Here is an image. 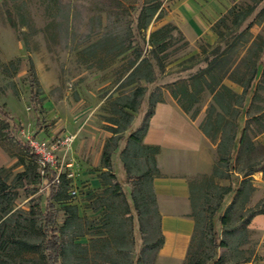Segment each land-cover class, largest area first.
Segmentation results:
<instances>
[{"label": "rangeland", "instance_id": "obj_1", "mask_svg": "<svg viewBox=\"0 0 264 264\" xmlns=\"http://www.w3.org/2000/svg\"><path fill=\"white\" fill-rule=\"evenodd\" d=\"M151 1L0 0V146L14 160L4 176H8L7 182L16 196L10 215L4 219L8 237L27 232L24 226L29 224L27 220L34 208L37 228L29 238L41 252L44 251L46 244L37 206L44 209L50 187L41 173L39 160L34 162L24 151L23 144L35 140L50 143L71 136V145L58 154L61 161L58 167L63 175L66 174L68 188L65 190L66 201L56 202L57 226L59 229L63 227L67 217L65 207L72 204L82 218L86 235L65 239L71 251L67 247L64 259L70 258L71 264H113V260L121 261L128 252L133 262L141 264H185L187 250L181 259L172 258L166 252H161V255L165 254L161 258L160 252L145 250L158 237L157 218L153 216L142 221L134 210L130 186L125 184L123 196H114L105 192L99 177L105 171L101 156L107 139L113 135L110 127H115L108 119L118 117L113 113V102L121 94L130 95L141 85L147 88L133 122L127 131L121 133V141L112 154L113 171L121 182L127 178L121 153L127 137L146 123L151 109L150 95L166 100L174 98L173 93L177 94L180 101L191 108L188 115L198 117L199 124L206 118L212 103L206 86L195 95V100L184 93L185 88L190 89L193 85L195 75L205 70V64H179L199 52L205 42L189 43L185 47L175 34L172 45L164 52L169 55L168 64L164 70L158 68L149 37L167 18V0H159L163 17L158 19L157 13L149 27L142 30L138 22L141 9ZM241 2L252 3L251 0ZM256 9L237 33L253 23L250 30L253 36L264 37V1ZM130 33L131 39L126 37V40L124 36ZM118 34L125 39L120 41L123 46L131 43L133 49L118 57L113 51L115 45L90 49L103 38ZM138 54L141 59H151L156 72L152 83L132 84L130 81L132 64ZM30 62L34 64L41 87V105H32L30 101ZM232 68L230 60L220 62L207 71L208 78L220 85L227 80ZM261 94L264 95V91ZM257 129L252 123L249 135H254ZM246 164L247 161L243 160L237 167L246 168ZM195 176L198 175L191 178ZM238 179L233 173L232 181L235 183ZM218 182L221 185L231 183L225 179ZM240 213L241 210L233 213L230 229L241 225ZM3 229L0 224V255L4 257L1 243L7 240V236H1ZM239 238L245 241L242 249L255 252L253 239L243 228L228 239L233 244ZM255 259L254 253L250 263ZM7 264L44 263L40 255L27 253Z\"/></svg>", "mask_w": 264, "mask_h": 264}, {"label": "trees", "instance_id": "obj_2", "mask_svg": "<svg viewBox=\"0 0 264 264\" xmlns=\"http://www.w3.org/2000/svg\"><path fill=\"white\" fill-rule=\"evenodd\" d=\"M264 0H251L252 3L239 2L231 7L224 16L213 26V30L217 35V43H206L199 47V52L191 55L189 58L179 62V64L187 63H204L205 70L199 71L193 80L191 88H185L184 93L189 94L195 100V95L203 91L206 86L212 103L208 108L206 118L199 124L203 126L206 119L215 111H221L225 118L221 125L212 135L214 142L220 140L217 148L218 159L214 163L213 171L208 175H198L189 179L190 197H191V217L194 220L195 231L191 238V244L187 250L185 264H249L255 252L245 251L241 248L245 241L241 238L236 239L235 243L229 242V237H233L235 233L243 228L249 233L247 227L250 220L256 214H264V202L258 203L252 208H247L252 192L255 190L250 179H243L239 186L232 181L233 173L239 171L244 173V177L251 175L255 171H262L264 174V147L256 144L252 136L258 132L264 131V105L258 106L257 102H264V81L257 82L258 76L264 65V37L262 35L253 36L251 28L253 23H249L246 28L237 33L241 29L246 20L257 10L258 5ZM152 3H146L141 9L139 17V27L146 30L154 18L158 14V19L163 17L162 3L159 0H152ZM178 40H182L185 47L190 44L185 39L183 33L178 26L172 23L161 25L158 29L150 33L149 41L154 47L152 53L155 57L156 64L159 69L164 70L167 66L168 56L164 52L172 45L176 35ZM120 34L116 36L105 37L97 43L93 44L90 49H100L104 46L115 45V56L133 49V45L123 46L127 38L131 39L132 34H128L125 39ZM127 37V38H126ZM225 44V47H223ZM230 60L236 63L233 71L229 72L228 80L237 83L243 88L241 93L231 89L225 82L216 85L210 81L207 73L219 65L220 62ZM133 72L130 74V81L152 83L156 79V72L149 57L141 59L138 54L136 60L132 64ZM232 70V69H231ZM208 71V72H207ZM29 86L31 87L30 101L32 105H41V87L39 86L37 73L34 64L30 62L29 68ZM193 89H195L193 91ZM147 92L145 86H138L130 95L121 94L113 102V113L117 118L108 119V122L115 127H110L113 135L107 139V143L102 153V166L105 169L100 174V183L104 187L106 193L111 195H124V186L129 185L131 188V199L133 207L138 217L142 221H147L151 217L157 218L156 242L148 244L145 250H153L157 253L165 244L162 229L160 227L161 215L158 211L157 198L153 188V180L161 175L160 169L157 167V157L161 152L160 146L146 145L143 141L145 134L149 129V118L154 114L156 104L163 103L164 98L155 99L154 94L150 95L151 109L148 114L146 123L140 129L131 133L126 139V147L122 150V163L126 171L127 178L125 181H119L115 171H113V152L118 148L121 141V133L127 131L134 120V114L139 109L143 97ZM173 97L178 101L182 110L187 114L190 113V107L185 106L177 94L173 93ZM252 99L251 107L258 112H263L261 117H253V122L257 126L254 135H249L251 122H247V128L238 136L240 129L239 120L244 113V108L248 99ZM195 112H199L195 110ZM6 117V115H4ZM195 119L191 116V119ZM236 143H240V148L235 153ZM3 147V146H2ZM24 151L30 158L36 162L37 156L33 153L29 143L23 144ZM6 151V150H5ZM8 152V151H6ZM10 155V154H9ZM11 156V155H10ZM247 161L246 168H238L237 164L241 161ZM9 167H0V224L4 229L1 236H7V224L5 218L12 211V201L16 198L11 192L10 184L7 182L8 176H4ZM44 178L50 187V194L47 202L42 210L39 207L41 216L42 235L45 239V249L43 252L39 250L36 243L30 241V235L37 228L35 209L30 211L29 223L25 227L24 234H17L3 241L4 257L0 255V263L7 264L16 257H22L25 254H38L44 264H71L70 258L64 259L67 252V237L79 238L86 235L82 225V218L77 214V207L67 204L65 207V215H67L65 223L61 229L57 226L58 211L56 202L66 201V189L68 188V179L62 175L56 180V173L52 170H45ZM229 180V185H221V180ZM235 194L234 200L229 204L222 214L227 198ZM241 210L239 218L242 220L238 228L230 229V222L233 213ZM127 214L129 212H126ZM23 227V228H24ZM221 230L222 235L221 236ZM125 239V237H124ZM78 247L80 244H77ZM223 251V252H222ZM230 253H228V252ZM250 254V255H246ZM128 252H125V258L121 261L113 260V264H141L133 262Z\"/></svg>", "mask_w": 264, "mask_h": 264}, {"label": "crops", "instance_id": "obj_3", "mask_svg": "<svg viewBox=\"0 0 264 264\" xmlns=\"http://www.w3.org/2000/svg\"><path fill=\"white\" fill-rule=\"evenodd\" d=\"M242 0H167V18L163 24L172 23L179 27L190 44L206 42L217 43V35L213 26L231 7ZM162 24V25H163ZM236 63H233V69ZM230 71V72H231ZM258 81H264V65L258 76ZM264 83V82H263ZM225 84L238 93L243 88L237 83L227 80ZM264 102H257L263 106ZM252 99L246 102L245 110L240 117L238 136L247 128V122H253V117H261L263 112H256L252 107ZM225 118L220 111L213 112L200 126L196 119L182 110L178 101L167 98L163 103L156 104L154 114L149 118V129L143 141L146 145L160 146L157 157V167L161 175L154 178L152 184L157 198L158 211L161 215L160 227L165 244L158 251L166 252L172 258L181 259L185 250L191 244L195 231L194 220L191 217V197L189 179L194 175H208L213 171L218 159L217 148L220 140L214 142L212 135ZM256 144L264 147V131L252 136ZM240 148L236 143L235 153ZM13 158L0 146V167H10ZM235 185L239 186L243 179H250L255 190L247 205L252 208L264 202V174L255 171L244 177V173L234 172ZM235 194L227 198L224 209L233 202ZM250 238L255 246V260L250 264H264V214H256L247 227Z\"/></svg>", "mask_w": 264, "mask_h": 264}, {"label": "built area", "instance_id": "obj_4", "mask_svg": "<svg viewBox=\"0 0 264 264\" xmlns=\"http://www.w3.org/2000/svg\"><path fill=\"white\" fill-rule=\"evenodd\" d=\"M71 141V136H64L62 139L50 143L38 140L28 142L33 153L35 156H37V159L42 166L41 173L46 175V169L52 170L54 173H56V180L58 181L60 179L63 174L58 167L59 163L61 162L58 158V154L60 151H62V149L64 150V148L69 147L71 145ZM69 176L71 177L72 174Z\"/></svg>", "mask_w": 264, "mask_h": 264}]
</instances>
